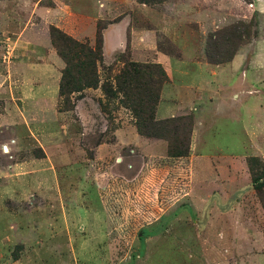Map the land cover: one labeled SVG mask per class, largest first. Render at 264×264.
<instances>
[{"label": "rangeland", "instance_id": "1", "mask_svg": "<svg viewBox=\"0 0 264 264\" xmlns=\"http://www.w3.org/2000/svg\"><path fill=\"white\" fill-rule=\"evenodd\" d=\"M91 1L0 0L7 83L26 50L16 31L53 2L74 15L52 16L48 33L100 53L74 88L85 59L55 34L57 118L0 108V264H264V0ZM130 64L166 77L137 120L151 135L127 102L146 80L127 96L117 86ZM180 145L186 156L169 157Z\"/></svg>", "mask_w": 264, "mask_h": 264}, {"label": "crops", "instance_id": "2", "mask_svg": "<svg viewBox=\"0 0 264 264\" xmlns=\"http://www.w3.org/2000/svg\"><path fill=\"white\" fill-rule=\"evenodd\" d=\"M95 1L101 2L103 0H92L91 2ZM33 10L34 15L37 16L36 21L39 24L36 26L33 24L34 26H27L16 31V36L20 38V43L26 50L21 52L20 57L22 60L12 65L13 68L19 71L16 76L13 74L9 78V81H14L15 79L13 85H11V82L7 83V77L2 71L0 72V108L1 110L11 109L18 112L17 104H19L22 112L28 114L27 120H30L31 115L38 111L51 113L53 118L56 119L57 117L54 114L58 100V80L62 64L51 49L48 29L49 26L57 25L52 22V16H70L74 15V11L70 7L59 6L57 2H53L52 7H41ZM27 48L31 50H27ZM177 107L178 105H168L160 112L168 116V114L176 111ZM158 110L159 108L156 113ZM17 121L23 123H11L10 127L24 128L26 135L37 142L38 148L43 149L40 142L35 139L29 125L30 123H24L25 120L22 121L21 119H17ZM5 145L9 152L16 156V139L5 141ZM25 164L21 162L14 163L11 169L14 174H22L27 169Z\"/></svg>", "mask_w": 264, "mask_h": 264}, {"label": "trees", "instance_id": "3", "mask_svg": "<svg viewBox=\"0 0 264 264\" xmlns=\"http://www.w3.org/2000/svg\"><path fill=\"white\" fill-rule=\"evenodd\" d=\"M59 35L61 38L64 39L65 42L67 43H73L74 48H79V52H81L83 58L85 59L84 62H79L78 65H75L76 68H79L81 70H83V72L80 74L79 71H74L76 77H74V88H76V84L80 83L81 80H84L86 82H88V80H90L92 72L90 70V66L94 65L97 61L100 60V53L98 52V43L96 42V44L94 45L95 47L92 49H89L87 47L85 48V51H83V47L80 43H77L76 41H73L71 38H69L68 36H66L63 32H61L60 30H58L57 28H50V34L49 37L54 38V35ZM61 54V53H60ZM61 56H64L63 54H61ZM122 76L118 75L116 76V80L120 79V83L117 84L118 89L120 91L123 92L124 96H127V92L130 91L131 89H135V87L137 86H133L132 83L133 82H138L140 83V79L144 78L146 80L145 82V87L147 88L146 91H136L133 93L135 99H128L127 102L134 104V105H139L140 110L139 111H134V118H135V127L138 131L139 134H143V135H151V132L149 130H142L141 126L139 125V122H137V120H139L140 122H146L148 120V117L146 116V107L144 106V104H148L150 102H152L154 105L158 100V96L155 95V97H153L152 100V92L150 89H148V87H152L155 88L154 91H157L158 85L162 84L166 77L164 75L163 70L161 69L159 64H153V65H142L140 67L135 66L133 64H130L129 66H127V68H124L122 71ZM58 91H60L61 93V85L58 87ZM106 92V90L104 89V93ZM61 95V94H59ZM139 97H142L141 99H139ZM150 110V109H149ZM154 107H151V112H153ZM138 118V119H137ZM151 120L153 122H155L153 120V118L151 117ZM187 127V138L190 134V124L187 123L186 124ZM180 132H175V135L173 136H180ZM188 140V139H187ZM182 146L180 145V149L176 150L174 152V149L172 147V149L170 148V150H168V156L169 157H182V156H186V153L188 151L187 145H185L184 149H181Z\"/></svg>", "mask_w": 264, "mask_h": 264}, {"label": "water", "instance_id": "4", "mask_svg": "<svg viewBox=\"0 0 264 264\" xmlns=\"http://www.w3.org/2000/svg\"><path fill=\"white\" fill-rule=\"evenodd\" d=\"M3 151H6V149L3 147Z\"/></svg>", "mask_w": 264, "mask_h": 264}, {"label": "bare ground", "instance_id": "5", "mask_svg": "<svg viewBox=\"0 0 264 264\" xmlns=\"http://www.w3.org/2000/svg\"><path fill=\"white\" fill-rule=\"evenodd\" d=\"M6 149V148H5Z\"/></svg>", "mask_w": 264, "mask_h": 264}]
</instances>
